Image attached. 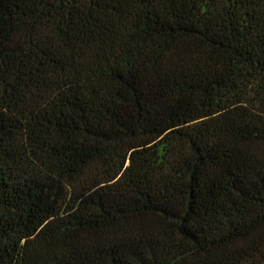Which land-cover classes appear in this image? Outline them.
<instances>
[{"label":"trees","instance_id":"obj_1","mask_svg":"<svg viewBox=\"0 0 264 264\" xmlns=\"http://www.w3.org/2000/svg\"><path fill=\"white\" fill-rule=\"evenodd\" d=\"M0 264H264V0H0Z\"/></svg>","mask_w":264,"mask_h":264}]
</instances>
